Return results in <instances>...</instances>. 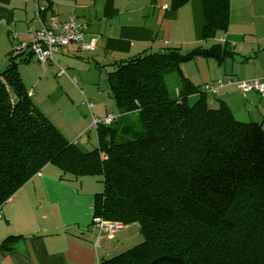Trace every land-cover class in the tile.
I'll return each mask as SVG.
<instances>
[{"label":"trees","instance_id":"1","mask_svg":"<svg viewBox=\"0 0 264 264\" xmlns=\"http://www.w3.org/2000/svg\"><path fill=\"white\" fill-rule=\"evenodd\" d=\"M202 1L210 46L162 45L98 61L112 67L108 94L120 114L139 120L99 125L92 149L65 137L34 102L20 69L34 57L29 48L0 62V211L54 164L62 179L103 182L95 222L139 224L142 242L102 264H264V126L238 119L181 68L196 57L223 64L235 53L217 41L228 31L231 0Z\"/></svg>","mask_w":264,"mask_h":264},{"label":"crops","instance_id":"2","mask_svg":"<svg viewBox=\"0 0 264 264\" xmlns=\"http://www.w3.org/2000/svg\"><path fill=\"white\" fill-rule=\"evenodd\" d=\"M36 2L46 6L41 16ZM230 8L228 31L217 40L235 51L225 61L241 59L242 66L232 64L227 70L215 59L196 57L181 68L197 83L223 80L217 96L238 119L264 126V93L243 91L236 83L254 77L264 80V0H231ZM53 14L60 19L76 16L87 26L86 40L95 37L97 43L94 51L73 42L55 53L48 62L52 68H60L58 74L67 73L63 63L69 59L84 62L81 54L86 52V63L96 66L98 61L110 65L121 57L162 45L187 51L208 44L203 38L202 0H190L178 8L172 7V0H0V62L8 64L17 45L33 40L31 28L42 29ZM33 56L31 60L43 62ZM23 78L34 100L29 82ZM36 104L48 116L45 108ZM61 173L58 166L46 165L5 204L0 218V264H102L121 247L118 232L128 225L108 233L99 232L94 224L96 193L103 191L104 185L93 178L62 179ZM129 243L124 240L122 247Z\"/></svg>","mask_w":264,"mask_h":264},{"label":"rangeland","instance_id":"3","mask_svg":"<svg viewBox=\"0 0 264 264\" xmlns=\"http://www.w3.org/2000/svg\"><path fill=\"white\" fill-rule=\"evenodd\" d=\"M214 41L216 40L206 41L208 44L205 46H210ZM81 55L84 62L80 59L67 61V58L62 56V62L67 61L66 64L63 63L66 68L64 71H67L65 74H58L60 68H52L54 65L50 62L43 63L36 59H32L30 63H20V69L23 70L25 80L33 90L35 102L45 108L49 119L56 124L64 136L78 143L82 148L92 149L98 143L97 126H93L95 117L105 118L108 114L118 117L113 124L114 127H120L125 122L135 123L139 118L136 114L121 115L116 101L109 96L107 72L111 68L99 69L95 65L89 66L86 63L89 53ZM232 64L242 66L243 61L240 59L234 62L228 59L221 67L229 70ZM168 79L170 88L175 89L177 83L174 82L173 75L170 74ZM215 98L220 97L216 95ZM92 103L95 105V110L89 108ZM86 178H93L101 186L103 184L94 176ZM118 236L121 247L117 252L139 244L144 238L138 223L128 225L122 232H118ZM124 240L131 242L128 247H122Z\"/></svg>","mask_w":264,"mask_h":264},{"label":"built area","instance_id":"4","mask_svg":"<svg viewBox=\"0 0 264 264\" xmlns=\"http://www.w3.org/2000/svg\"><path fill=\"white\" fill-rule=\"evenodd\" d=\"M35 9L39 16L43 15L46 11V6L36 2ZM87 26L78 21L76 16H70L67 19H60L59 16L53 14L49 18V22L42 29L36 30L31 28L33 33V40L29 43H21L15 47V51L26 47L35 55L40 61L48 62L53 61V56L56 52H61L62 49L70 43H80L83 50L94 51L97 43L96 38L92 37L86 40ZM64 71V70H63ZM224 81L219 80L218 83H206L204 86L205 91H209L213 94H217L219 87L223 85ZM238 87L243 91H258L264 93V80L259 77L251 79L239 80L236 82ZM93 107V104H90ZM116 116L109 115L103 119L94 118L93 126H99L101 124L110 125L115 122ZM3 217L2 211H0V218ZM95 226L99 232L115 233L123 228V224L114 221H107L98 219Z\"/></svg>","mask_w":264,"mask_h":264},{"label":"clouds","instance_id":"5","mask_svg":"<svg viewBox=\"0 0 264 264\" xmlns=\"http://www.w3.org/2000/svg\"><path fill=\"white\" fill-rule=\"evenodd\" d=\"M113 124V123H112ZM111 125V124H110Z\"/></svg>","mask_w":264,"mask_h":264}]
</instances>
